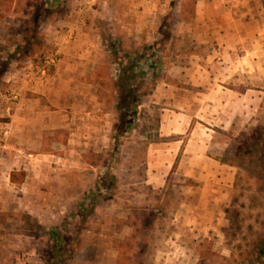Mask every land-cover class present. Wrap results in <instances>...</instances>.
<instances>
[{"label": "rangeland", "instance_id": "obj_1", "mask_svg": "<svg viewBox=\"0 0 264 264\" xmlns=\"http://www.w3.org/2000/svg\"><path fill=\"white\" fill-rule=\"evenodd\" d=\"M193 1L164 0L154 27L127 33L118 24L144 21L129 0H0V264H264V0H221L241 17L217 18L247 37L256 25L255 49H190L173 30ZM190 53L205 62L187 75L254 91L226 115L230 127L159 136L157 108L186 99L169 64ZM62 106L74 117L46 129L66 123L64 111L48 114ZM83 106L98 120L76 118ZM11 170L24 171L21 183Z\"/></svg>", "mask_w": 264, "mask_h": 264}, {"label": "crops", "instance_id": "obj_2", "mask_svg": "<svg viewBox=\"0 0 264 264\" xmlns=\"http://www.w3.org/2000/svg\"><path fill=\"white\" fill-rule=\"evenodd\" d=\"M128 1V0H126ZM130 3H135V6H140L142 8L143 14L140 15L144 21L142 23H137V15L132 14L126 21H122V24H118L121 26V28L125 29L127 33L131 30L133 33L138 31L136 27L138 25H150L154 27L152 22L154 23V20L157 18H161V13L159 9H161L163 6H165L164 0H129ZM173 1V0H172ZM188 1V0H187ZM246 0H230L231 7L234 6L236 3L244 4ZM221 0H195L192 2L191 6V14L187 17V21H181L182 24L181 27H175L173 30L174 34L176 36L182 37L183 35H186L189 38V48L190 49H198V47L201 46V44L206 45L207 43L212 44L213 42L224 45L225 48H231L228 45L229 43H240L245 44L241 45L242 49L246 48V44H250L249 48L255 49L257 44V26L254 25L253 30L251 32L247 31L249 36H246V32L242 33V28H235L236 31H224V29L220 26L224 24H228L227 21H218L220 17H230V18H236L241 17L240 14L236 13L235 10H225L222 9ZM214 6H217V9H213ZM253 11V10H252ZM252 11L250 10H244L243 11V18L245 17H251ZM242 11H240L241 13ZM254 12V11H253ZM136 16V18H135ZM216 19V20H215ZM135 23V24H134ZM136 26V27H135ZM156 28V27H155ZM159 28V27H157ZM70 31H55L57 33V37L61 36V40L59 43L62 45V43H65L68 41ZM156 34L160 35L161 31L160 29H157L155 31ZM228 34V38H226V35ZM228 39V41H227ZM241 39V41H240ZM133 42V41H132ZM139 43V42H138ZM137 43V44H138ZM133 44H136L133 42ZM237 47V46H236ZM193 54H189V59L186 62H170L169 65H172L175 68V71L177 70L176 75H174V80L178 81L179 84L176 87L177 90L181 92V97L186 99H182L179 101L180 105H175V109H170L166 106H160L157 108V114H158V131L159 136L167 134H181L185 130H189V134H192L195 130H198V126L205 124H212L213 126H217L221 129H225L227 127H230L228 125L225 119L226 115L231 114L232 112H235L236 114L239 111V108L241 105H243V102L245 101L246 97H249V94H252L251 89H248L246 87L243 88L241 92L228 90L225 88L224 91H222V85L219 84V79H215L212 76H210L209 73L207 74H194L191 73L187 75L183 70H185L188 66L191 67L193 64L196 66H200V64L204 63L205 60L203 58L200 59H194L192 57ZM200 60V61H199ZM208 62V61H207ZM197 73V72H196ZM186 84L189 85V87L186 86ZM202 85L201 87L203 89H198L197 87ZM228 90V91H226ZM178 91V92H179ZM199 91V92H198ZM227 92H230L228 95L227 101L224 100V95L227 96ZM250 92V93H248ZM46 93V92H45ZM63 94V92H60ZM79 94H81L82 98L85 100L86 97L90 98L91 95H89L87 92L80 91ZM219 95V96H218ZM200 97L203 101L201 103H197V99ZM232 100V102H230ZM80 108V107H79ZM250 108V107H248ZM62 111H64V116L61 120L65 121L62 125V122H54V120H46L43 122V125L46 129H57L59 126H67L69 124L67 121L71 120L72 117L68 118V112L73 115L74 111L71 110L70 106H62L60 107V110L55 111H48L49 116L50 114H58ZM99 109L98 108H92L89 109V107L83 106L82 108L78 109V117L83 122L90 121L94 118V116H98L97 114ZM147 110V108L143 109L141 108L142 114ZM235 110V111H234ZM148 112V111H146ZM76 115V113H75ZM55 116V115H53ZM88 118V119H87ZM95 118L94 120H98ZM95 124V123H91ZM94 129H96L94 127ZM167 131V132H166ZM193 136V135H192ZM101 140H104V135H101ZM179 137L175 141L170 142L171 147L165 148L164 154L169 155V159L173 161V158L176 154V151L178 150V144L180 140H178ZM192 139V138H191ZM189 138L187 141H191ZM69 140V139H68ZM70 141V140H69ZM73 141H91L86 140L85 137L83 140H73ZM95 141H98L95 139ZM169 143V144H170ZM162 142H159L158 145L160 146ZM155 144L149 143L147 145V156L149 160H155V155L153 153V146ZM175 148V150H174ZM152 151V152H151ZM174 152V153H173ZM158 156V155H157ZM170 166L163 167L164 174L162 177H165ZM159 168V167H158ZM162 168H159V175ZM149 173L147 175H154L153 170H147Z\"/></svg>", "mask_w": 264, "mask_h": 264}, {"label": "trees", "instance_id": "obj_3", "mask_svg": "<svg viewBox=\"0 0 264 264\" xmlns=\"http://www.w3.org/2000/svg\"><path fill=\"white\" fill-rule=\"evenodd\" d=\"M24 171L23 170H11L8 173V181L12 184H19L23 181Z\"/></svg>", "mask_w": 264, "mask_h": 264}]
</instances>
